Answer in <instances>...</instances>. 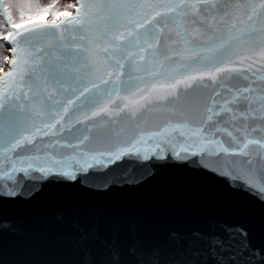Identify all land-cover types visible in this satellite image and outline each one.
<instances>
[{
    "label": "snow or ice",
    "instance_id": "1",
    "mask_svg": "<svg viewBox=\"0 0 264 264\" xmlns=\"http://www.w3.org/2000/svg\"><path fill=\"white\" fill-rule=\"evenodd\" d=\"M0 264H264V0H0Z\"/></svg>",
    "mask_w": 264,
    "mask_h": 264
},
{
    "label": "rangeland",
    "instance_id": "2",
    "mask_svg": "<svg viewBox=\"0 0 264 264\" xmlns=\"http://www.w3.org/2000/svg\"><path fill=\"white\" fill-rule=\"evenodd\" d=\"M63 2H65V3H66V2H67V0H63Z\"/></svg>",
    "mask_w": 264,
    "mask_h": 264
}]
</instances>
